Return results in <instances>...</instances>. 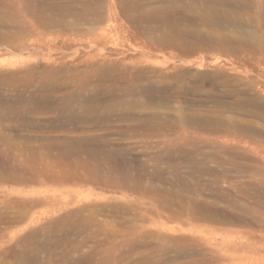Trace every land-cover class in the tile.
<instances>
[{
	"label": "rangeland",
	"instance_id": "obj_1",
	"mask_svg": "<svg viewBox=\"0 0 264 264\" xmlns=\"http://www.w3.org/2000/svg\"><path fill=\"white\" fill-rule=\"evenodd\" d=\"M263 89L264 0H0V264H264Z\"/></svg>",
	"mask_w": 264,
	"mask_h": 264
},
{
	"label": "bare ground",
	"instance_id": "obj_2",
	"mask_svg": "<svg viewBox=\"0 0 264 264\" xmlns=\"http://www.w3.org/2000/svg\"><path fill=\"white\" fill-rule=\"evenodd\" d=\"M30 1V0H29ZM182 1V0H181ZM213 1V0H212ZM196 2V1H195ZM211 3V2H210ZM219 3V2H218ZM209 4V3H208ZM216 5V4H215ZM202 6V5H201ZM212 6V5H211ZM39 9V8H38ZM57 11V10H56ZM53 14V13H52ZM151 14V13H150ZM157 14V13H156ZM54 15V14H53ZM75 20V19H74ZM155 22V21H154ZM54 23V22H53ZM176 25V24H175ZM28 26V25H27ZM59 27V26H58ZM10 28V27H9ZM34 28V27H33ZM32 30V29H31ZM41 33H43V32H41ZM125 33V32H124ZM128 35V34H127ZM195 39V38H194ZM185 40V39H184ZM186 43V42H185ZM167 49V48H166ZM152 52V51H151ZM3 62V61H2ZM21 77V76H20ZM174 89V88H173ZM169 90V89H168ZM263 91H264V89H263ZM112 95V94H111ZM156 95V94H155ZM179 95V94H178ZM154 96V95H153ZM152 95H151V97H153ZM96 97V96H95ZM174 97V96H173ZM156 98V97H155ZM161 98V97H160ZM166 99V98H165ZM168 100V99H167ZM166 101V100H165ZM49 103V102H48ZM151 103V102H150ZM243 104V103H242ZM98 106V105H97ZM243 106V105H242ZM124 108V107H123ZM248 110V109H247ZM131 112V111H130ZM81 113V112H80ZM16 117H18V116H16ZM15 117V118H16ZM26 117V116H25ZM109 117V116H108ZM22 118V117H21ZM159 119V118H158ZM15 120V119H14ZM31 120V119H30ZM37 120V119H36ZM168 120V119H167ZM137 121V120H136ZM163 122V121H162ZM188 122V121H187ZM196 122V121H195ZM192 123V122H191ZM164 124V123H163ZM193 124V123H192ZM191 124V125H192ZM208 124V123H207ZM15 125V124H14ZM139 125V124H138ZM209 125V124H208ZM215 125V124H214ZM223 125V124H222ZM134 126V125H133ZM160 126H161V124H160ZM167 126V125H166ZM174 127V126H173ZM177 127V126H176ZM209 127V126H208ZM214 127V126H213ZM158 128V127H157ZM237 128V127H236ZM235 128V129H236ZM18 129V128H17ZM177 129V128H176ZM223 129V128H222ZM169 130V129H168ZM204 130V129H203ZM243 130V129H242ZM188 131V130H187ZM1 132V131H0ZM106 132V131H105ZM178 132V131H177ZM73 133V132H72ZM226 133V132H225ZM221 135H222V133H220ZM6 135V134H5ZM225 135H227V134H225ZM1 137V136H0ZM227 137V136H226ZM229 137V136H228ZM136 138V137H135ZM209 138V137H208ZM36 139H37V137H36ZM20 141V140H19ZM28 141V140H27ZM82 144V146L83 145H88L89 143H79L78 144V142H74V143H72L71 145H69V146H66V148L65 149H62V150H59L58 151V149H47L48 151H47V154L49 155V156H51V157H62V156H64V158H68V159H70L71 160V158L73 159V157L75 156V155H73L72 153H74V149H75V146L77 147V145H79L78 147H80V145ZM97 144V143H96ZM190 144V143H189ZM201 144V143H200ZM4 145H6V144H4ZM23 145V144H22ZM174 145V144H173ZM202 145V144H201ZM26 146V145H25ZM60 146H62V145H60ZM167 146V145H166ZM204 146V145H203ZM108 147V146H107ZM206 147V146H205ZM4 148V147H3ZM16 148V147H15ZM19 148V147H18ZM61 148V147H60ZM174 148V147H173ZM21 149V148H20ZM221 149V148H220ZM18 150V149H17ZM222 150V149H221ZM2 151V150H1ZM34 151V150H33ZM58 151V152H57ZM84 151V150H83ZM222 151H224V150H222ZM221 151V152H222ZM56 152V153H55ZM218 152H219V150H218ZM226 152V151H225ZM39 153V152H38ZM186 153V152H185ZM201 153V152H200ZM232 153V152H231ZM4 154V153H3ZM7 154V153H6ZM202 154V153H201ZM228 154V153H227ZM2 155V154H1ZM108 155V154H107ZM8 156V155H7ZM27 156V155H26ZM204 156V155H203ZM233 156V155H232ZM8 158V157H7ZM109 158V157H108ZM184 158V157H183ZM206 158V157H205ZM236 158V157H235ZM40 159V155L38 154H36V155H34L33 153L29 156V160H31V161H38ZM28 160V161H29ZM42 161V160H41ZM61 161V160H60ZM76 162V161H75ZM188 162V161H187ZM217 162V161H216ZM215 162V163H216ZM227 162V161H226ZM35 163V162H34ZM33 163V164H34ZM210 163V162H209ZM236 163V162H235ZM1 164V163H0ZM30 164V163H29ZM44 164V163H43ZM82 164V163H81ZM158 164V163H157ZM220 164V163H219ZM42 165V164H41ZM52 165V164H51ZM147 165V164H146ZM150 164H148V166H149ZM13 166H15L14 164H13ZM89 166V165H88ZM205 166V165H204ZM34 167V166H33ZM38 167V166H37ZM36 167V168H37ZM91 167V166H90ZM191 167V166H190ZM195 167V166H194ZM203 167V166H202ZM151 168V167H150ZM91 169H93V168H91ZM162 169V168H161ZM200 170V169H199ZM4 171V170H3ZM10 171V170H9ZM22 171V170H21ZM91 171H93V173H97V176L99 175V174H103V171H101L100 170V168H99V166L97 167V168H95L94 170H91ZM2 172V171H1ZM71 172V171H70ZM87 172V171H86ZM107 172V171H106ZM198 173V172H197ZM227 173V172H226ZM108 174H110V173H108ZM112 174V173H111ZM200 174V173H199ZM208 174V173H207ZM64 175V174H63ZM96 175V174H95ZM94 175V176H95ZM4 176V175H3ZM22 176V175H21ZM189 176V175H188ZM27 177V176H26ZM41 177V176H40ZM100 177V176H99ZM73 178V177H72ZM102 178V177H101ZM106 182L107 183H114V184H116V182L118 181V180H120V182H119V185L120 184H124V185H132V184H130V183H132L133 182V184H136V187H134V188H136V189H138V190H141V191H147V193H149V192H151V191H153V190H155V189H153V190H151L150 189V187H148V186H144V185H142L141 184V180H132L131 181V179L129 180H125V179H123V178H120V179H118V180H111V179H113V178H111V175H110V177L108 178V176H106ZM189 178V177H188ZM194 178V177H193ZM206 178V177H205ZM157 178H155V180H156ZM27 180V179H26ZM31 180V179H30ZM34 180H36V181H38V179H34ZM61 180V179H60ZM42 181V179L40 180V182ZM51 181V180H50ZM75 181V180H74ZM98 182V181H97ZM123 182H125V183H123ZM190 182V181H189ZM196 182V181H195ZM28 183V182H27ZM54 183V182H53ZM41 184V183H40ZM104 184V183H103ZM38 185H39V183H38ZM182 185V184H181ZM18 186V185H17ZM191 186V185H190ZM15 188V187H14ZM132 188V187H131ZM174 189V188H173ZM23 190V189H22ZM181 190V189H180ZM201 190V189H200ZM226 190V189H225ZM37 191V190H36ZM132 191V190H131ZM183 191H184V189H183ZM183 191H174V190H172V191H166L169 195H172L173 197H175V198H183L184 200H186L185 199V196H187L186 195V193L184 194L183 193ZM21 192V191H20ZM163 192V191H162ZM12 193V192H11ZM19 193V192H18ZM97 194V193H96ZM141 194V193H140ZM163 194H165V192H163ZM209 194V193H208ZM197 195V194H196ZM46 196V195H45ZM199 196V195H198ZM49 197V196H48ZM81 197V196H80ZM80 197H78V198H80ZM247 197V196H246ZM53 198V197H52ZM197 198V197H196ZM39 199V198H38ZM67 199V198H66ZM69 199V198H68ZM172 200H174V198H171ZM207 199V198H206ZM236 199V198H235ZM4 200V199H3ZM12 200H13V198H12ZM11 200V201H12ZM71 200V199H70ZM80 200V199H79ZM188 200V199H187ZM186 200V201H187ZM208 200V199H207ZM178 201H180V200H178ZM194 201V200H193ZM220 201V200H219ZM30 202V201H29ZM7 203V202H6ZM26 203V202H25ZM173 203V202H172ZM175 203V202H174ZM197 203V202H196ZM2 204V203H1ZM8 204H9V202H8ZM67 204V203H66ZM179 204V203H178ZM184 204H186V203H184ZM12 205V204H11ZM68 205V204H67ZM181 205V204H180ZM219 205V204H218ZM13 206V205H12ZM15 206V205H14ZM7 207V206H6ZM9 207V206H8ZM7 207V208H8ZM22 207V206H21ZM34 207V206H33ZM32 207V208H33ZM60 207V206H59ZM177 207V206H176ZM6 208V209H7ZM62 208V207H61ZM66 208V207H65ZM182 208V207H181ZM186 208V207H185ZM188 208V207H187ZM199 208V207H198ZM201 208V207H200ZM14 209V208H13ZM17 209H19V208H17ZM15 210V209H14ZM45 210V209H44ZM190 210V209H189ZM193 210V209H192ZM5 211H7V210H5ZM54 211V210H53ZM9 212V211H8ZM176 212V211H175ZM19 213V212H18ZM27 213V212H26ZM162 213V212H161ZM28 214V213H27ZM32 214V213H31ZM35 214V213H34ZM100 214V213H99ZM8 215V214H7ZM44 215V214H43ZM52 215V214H51ZM90 215V214H89ZM126 215V214H125ZM3 216V215H2ZM9 216V215H8ZM100 216V215H99ZM1 217V216H0ZM40 218V217H39ZM98 218V217H97ZM224 218V217H223ZM1 219V218H0ZM5 219V218H4ZM16 219V218H15ZM35 221V220H34ZM252 221V220H251ZM8 222H9V220H8ZM14 224V223H13ZM15 225V224H14ZM11 228V227H10ZM203 231V230H202Z\"/></svg>",
	"mask_w": 264,
	"mask_h": 264
}]
</instances>
